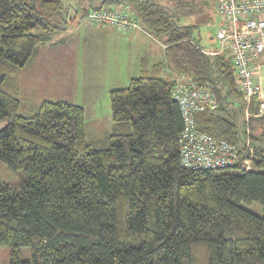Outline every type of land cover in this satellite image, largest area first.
Returning <instances> with one entry per match:
<instances>
[{"label":"trees","instance_id":"1","mask_svg":"<svg viewBox=\"0 0 264 264\" xmlns=\"http://www.w3.org/2000/svg\"><path fill=\"white\" fill-rule=\"evenodd\" d=\"M73 1L69 17L70 0H0V160L23 174L0 180L8 264H264V114L255 116L258 99L244 100L229 57L203 51L161 0ZM113 5L127 6L162 42L164 60L142 58L140 74L108 92L109 134L88 140L83 107L63 99L21 113L17 75L38 46L90 9ZM173 74L211 86L217 107L196 112L195 126L239 145L250 168L182 165ZM252 201L261 216L240 205ZM22 246L30 259H21Z\"/></svg>","mask_w":264,"mask_h":264},{"label":"crops","instance_id":"2","mask_svg":"<svg viewBox=\"0 0 264 264\" xmlns=\"http://www.w3.org/2000/svg\"><path fill=\"white\" fill-rule=\"evenodd\" d=\"M84 20L69 21L64 29L51 32L48 40L38 46L35 55L18 72L22 110L43 100L63 99L83 107L86 117L88 113L98 115L99 110L108 108L105 96L111 89L126 86L131 78L140 74L142 58H147L150 63L164 60L162 42L148 33L140 21L139 28L127 32L111 24H92L86 18ZM59 46L65 50L73 49L69 56L68 52L65 54L68 59L73 54V64L64 70L61 64L53 68L45 62L49 57H45L48 54L46 49ZM216 49L217 44L208 50ZM77 54L83 58L80 69L74 61ZM261 60L264 61L261 57L257 60L256 80L261 87L259 101L264 105V63L261 64ZM48 84L57 85L60 92L55 93L54 88L48 90ZM90 119L92 121L96 117ZM86 125L87 120L85 135ZM91 138L88 140L99 137Z\"/></svg>","mask_w":264,"mask_h":264},{"label":"built area","instance_id":"3","mask_svg":"<svg viewBox=\"0 0 264 264\" xmlns=\"http://www.w3.org/2000/svg\"><path fill=\"white\" fill-rule=\"evenodd\" d=\"M215 39L217 49H204L208 54L225 53L232 64L233 76L244 100L260 99L261 87L256 80L257 60L264 59V0H216ZM87 19L95 24H111L124 31L139 28L138 17L129 13L128 7L111 6L90 9ZM172 97L178 103L183 121L178 144L181 163L188 168H225L240 164L250 168V159L242 154L241 147L224 139L198 130L194 114L212 111L217 107L216 98L209 84H199L191 76L181 75L174 79ZM264 105L259 104V114ZM248 113H246V119ZM245 147L252 153L249 140Z\"/></svg>","mask_w":264,"mask_h":264},{"label":"rangeland","instance_id":"4","mask_svg":"<svg viewBox=\"0 0 264 264\" xmlns=\"http://www.w3.org/2000/svg\"><path fill=\"white\" fill-rule=\"evenodd\" d=\"M92 2L98 3L101 0H91ZM164 4V9L167 11L168 15L171 18H173L176 22H178L181 25H191V31L192 36L194 39L201 45L203 48L211 49L216 46L217 41L214 40L215 33H216V22L218 20V16L215 13V3L216 0H161ZM89 0H85L83 3V6H85ZM70 6L69 11L67 14L68 16H72L75 13V3L73 0H70ZM78 21H85L84 18L77 17ZM89 22V21H88ZM91 23V22H90ZM95 24V23H92ZM83 28H80V30ZM79 30V31H80ZM79 31L76 32V34L79 33ZM159 41V40H158ZM160 42V41H159ZM161 49V45L159 46ZM73 49L68 48V50L62 49L60 46L58 48L51 47L49 49H46L48 51V54L45 57H48L45 59V62L47 61L48 66H52L53 68L56 66H59L61 64L62 70H64L66 67L73 64V54L72 57H69L71 61H69L68 58H66V53L72 52ZM40 53V52H39ZM46 53V52H45ZM54 53H57L53 55ZM67 56V57H68ZM162 56L161 50H160V57ZM78 59V61H77ZM83 59V58H82ZM79 55L77 54V57H75V65L78 69H80V63L82 60ZM66 61V62H65ZM65 62V63H64ZM260 63H264L263 60L260 61ZM264 71V70H263ZM167 74V73H164ZM169 75V74H168ZM18 78V75H17ZM170 78L174 79L176 78V75L173 74L170 76ZM48 90L53 89L55 93L60 92V88L57 87V85L48 84ZM128 84H126L127 86ZM108 108H105L104 110H99L98 115H93L88 113V117L85 114V122L87 120L86 125V138L92 139V136L99 137L98 139L102 138L105 132H108L110 130V127L112 125L111 121V115H110V103L108 99V94L105 96ZM25 100V99H24ZM26 110H20L21 113L25 112ZM233 114V121L236 124V126L239 129H243L244 125V117L239 114L238 110L236 108L232 109ZM90 117H96L95 120L90 119ZM6 121H0V128H2L4 125H6ZM257 132L260 131V128L256 130ZM96 140V139H95ZM22 172H14L12 171L6 164H4L0 160V180L5 182H18L22 178ZM240 205L247 210L253 212L256 215L261 216L263 214L261 205L256 202L252 201L250 203H244L241 202ZM9 252H10V246L8 245H0V264H8L9 263ZM20 257L21 259L27 260L31 258V250L29 246H22L20 248Z\"/></svg>","mask_w":264,"mask_h":264}]
</instances>
